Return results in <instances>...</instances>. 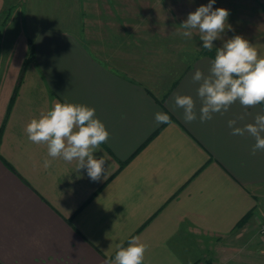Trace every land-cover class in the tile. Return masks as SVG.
<instances>
[{
	"label": "crops",
	"instance_id": "1",
	"mask_svg": "<svg viewBox=\"0 0 264 264\" xmlns=\"http://www.w3.org/2000/svg\"><path fill=\"white\" fill-rule=\"evenodd\" d=\"M93 3L84 16L83 0H0V264H107L132 237L148 245L143 264H264V151L228 127L253 123L264 104L237 101L200 122L192 76L208 73L215 49L184 37L168 10L138 21L120 0ZM237 13L214 46L241 35L264 55L263 19ZM177 94L196 101L195 121ZM56 100L94 108L106 126L94 153H106V178L92 182L76 161L43 167L47 147L25 128Z\"/></svg>",
	"mask_w": 264,
	"mask_h": 264
},
{
	"label": "clouds",
	"instance_id": "2",
	"mask_svg": "<svg viewBox=\"0 0 264 264\" xmlns=\"http://www.w3.org/2000/svg\"><path fill=\"white\" fill-rule=\"evenodd\" d=\"M215 3L216 0H209L200 5L180 25L184 37L192 38L196 31L203 49H215L208 73L197 69L192 76V81L199 85L196 94L202 105L199 109L202 123L212 119L214 113L227 112L237 101L244 108L264 104V55L258 52V45L251 44L241 35L224 40L218 48L214 46V41L223 39L221 34L226 28L232 30L227 23L229 10L214 8ZM174 104L183 109L185 122L197 119L196 101L192 96L177 94ZM154 118L157 124H171L167 113L157 112ZM236 123L235 119L228 121L232 135L247 134L255 140L252 153L264 151V114H257L254 122L244 127H236ZM25 132L32 143L46 145L51 159L44 160L45 169L51 167L53 160L62 159L68 163L76 161V170L85 169L92 182L107 177L109 161L106 153L100 158L94 153L102 151L100 146L108 141L110 134L96 117L94 108L56 100L50 109L40 113L39 118L31 119ZM117 248L114 259L109 258L107 264H143L148 245L138 237H132L127 247L120 244Z\"/></svg>",
	"mask_w": 264,
	"mask_h": 264
},
{
	"label": "rangeland",
	"instance_id": "3",
	"mask_svg": "<svg viewBox=\"0 0 264 264\" xmlns=\"http://www.w3.org/2000/svg\"><path fill=\"white\" fill-rule=\"evenodd\" d=\"M95 0H83V7H84V16L87 14L89 9L92 8L93 5H96L97 3H93ZM209 0H120V7H116V9H120L123 13V11L127 10H135L137 20L142 21L143 20V14H140L142 11H150V10H168L167 14L169 15L170 20H180L184 18L183 20H186L187 15L190 12H193L196 10L197 7H199L202 4H207ZM86 4H88V9L86 10ZM103 3H101L102 5ZM59 6V4L57 3ZM75 6V9H80V2L73 3ZM214 8H225L229 10V12H239L237 13L240 17L241 14L251 13L255 17L260 18H247L243 16V21H254V22H260L263 19L264 22V0H216V3L213 6ZM80 10L77 11L76 15H80ZM58 14L59 11H58ZM257 14V15H256ZM123 16H126L127 14H122ZM155 16V15H154ZM174 17V18H173ZM178 17V18H177ZM233 18L235 16L233 15ZM80 17L78 18L79 21ZM154 21L160 20L159 17H154ZM239 20H242L239 18ZM14 62H18V56L15 58ZM19 68V64L16 63L11 65L9 69L11 71H14ZM264 249V247H262ZM203 262V261H202Z\"/></svg>",
	"mask_w": 264,
	"mask_h": 264
},
{
	"label": "trees",
	"instance_id": "4",
	"mask_svg": "<svg viewBox=\"0 0 264 264\" xmlns=\"http://www.w3.org/2000/svg\"><path fill=\"white\" fill-rule=\"evenodd\" d=\"M33 54H34V44H33V43H30L29 57L33 56ZM22 75H23V72L21 73V75H20V77H19L18 85H19V83H20L21 80H22V77H23ZM18 85H17V86H18ZM17 88H18V87H16L14 93L17 92ZM247 220H248V216L246 215V217H244V218L238 223V225H239V224L241 225V224L245 223ZM204 264H214V263H213V261H211V260H206V261L204 262Z\"/></svg>",
	"mask_w": 264,
	"mask_h": 264
},
{
	"label": "built area",
	"instance_id": "5",
	"mask_svg": "<svg viewBox=\"0 0 264 264\" xmlns=\"http://www.w3.org/2000/svg\"><path fill=\"white\" fill-rule=\"evenodd\" d=\"M259 232L264 236V220L260 223Z\"/></svg>",
	"mask_w": 264,
	"mask_h": 264
}]
</instances>
